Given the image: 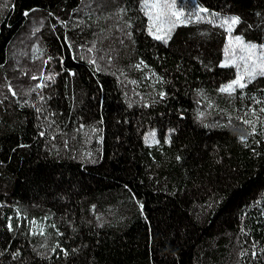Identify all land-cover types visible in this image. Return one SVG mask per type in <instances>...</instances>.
I'll list each match as a JSON object with an SVG mask.
<instances>
[{
    "label": "trees",
    "instance_id": "obj_1",
    "mask_svg": "<svg viewBox=\"0 0 264 264\" xmlns=\"http://www.w3.org/2000/svg\"><path fill=\"white\" fill-rule=\"evenodd\" d=\"M144 1L0 0V264H264V0Z\"/></svg>",
    "mask_w": 264,
    "mask_h": 264
},
{
    "label": "rangeland",
    "instance_id": "obj_2",
    "mask_svg": "<svg viewBox=\"0 0 264 264\" xmlns=\"http://www.w3.org/2000/svg\"><path fill=\"white\" fill-rule=\"evenodd\" d=\"M184 1L187 2V4H185ZM153 2H156V0H148V3H153ZM167 2L172 3V0H167ZM159 3H161V4L165 3V0H159ZM144 4H145V1H144ZM200 9H204V8L197 5L195 0H175V11L182 12L183 15L179 17V20H177L175 16L169 17L167 15L162 16L160 20H154V21L149 20L150 28H151L150 34L153 37H155L157 35L163 36L164 38H166V40H168V38L170 37V34L172 33L171 28L173 25L180 24V23H182L181 21L185 22L186 20L195 18V15L193 14V12L199 11ZM159 11H160L159 9H153L152 10L153 17H155L157 12H159ZM145 13L146 14L148 13L147 9H145ZM206 13H208V10L206 11ZM210 14H211V16L216 18V20L221 24H223V21H225V20L229 21V23H230L231 18H236L234 16L216 17V15H213L214 13H210ZM153 24H155L154 27H153ZM224 25L228 29V24H224ZM157 29H160V30L157 31ZM228 37L231 40V34L230 33L228 34ZM243 44H245V43L243 42ZM234 45L235 46H233V47L230 45V47H229L230 49L226 52L225 58H224L223 62L221 63V65L227 61L229 66L239 65L240 70L242 71L244 61L241 60V57H247L249 55V53L247 51H242L243 46L241 44H238L236 42V39L234 41ZM255 45H257V44H255ZM259 47L260 46L257 45L255 52L252 54V59H249L247 61L249 68H251L253 60H256V62L259 63V61L257 60V57H259V55L261 53V49L258 50ZM53 77H54V73H52V70L47 69L43 75V84L50 82L53 79ZM32 224H33L34 228L37 230H40L41 228H43V226L40 222L36 223L33 221Z\"/></svg>",
    "mask_w": 264,
    "mask_h": 264
},
{
    "label": "snow or ice",
    "instance_id": "obj_3",
    "mask_svg": "<svg viewBox=\"0 0 264 264\" xmlns=\"http://www.w3.org/2000/svg\"><path fill=\"white\" fill-rule=\"evenodd\" d=\"M145 9L148 10V16L149 20H160L162 16L167 15L169 17L175 16L177 20H179V17L183 15L182 12L175 11V0H172V3H168L167 0H165V3L161 4L159 3V0H156V2L148 3V0H145L144 4ZM153 9H159L160 11L157 12L155 17H153L152 10ZM201 12H206L207 9H200ZM215 15V14H213ZM198 20L203 19V17H200L197 15L196 17ZM183 22V21H181ZM238 23L237 18H231V22L225 20L223 21V24H228V31H231V25ZM155 24H153V27ZM174 26V25H173ZM151 32V28L149 29ZM160 29H157L159 31ZM156 39H163V36H155ZM236 42L238 44H241L242 51H247L249 55L247 57H241V60L244 61L243 63V70H240L239 65H234L237 67V76L234 80L231 82L221 86L218 91L221 93H225L228 95L235 94L237 89H244L247 86V83H250L252 79L255 78L256 75L264 76V46H261V53L259 57H257V60L259 63L256 62V60H253L251 68H249V65L247 61L249 59H252V54L255 52L257 45L255 44H243V41L240 39V37H236ZM94 63V61H93ZM222 67L229 66L228 62L226 61L224 64L221 65ZM35 78V77H34ZM247 78V79H246ZM261 111H264V109H261ZM247 123V121H246ZM154 135V134H153ZM146 141L148 140V137L145 138ZM243 139V138H241ZM142 207V206H141Z\"/></svg>",
    "mask_w": 264,
    "mask_h": 264
}]
</instances>
